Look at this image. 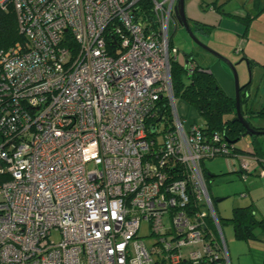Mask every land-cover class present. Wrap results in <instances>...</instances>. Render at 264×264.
<instances>
[{
    "label": "built area",
    "instance_id": "2783aa9c",
    "mask_svg": "<svg viewBox=\"0 0 264 264\" xmlns=\"http://www.w3.org/2000/svg\"><path fill=\"white\" fill-rule=\"evenodd\" d=\"M6 1L22 39L0 51V264H230L201 162L264 175V158L179 113L176 0H149L155 27L140 0Z\"/></svg>",
    "mask_w": 264,
    "mask_h": 264
},
{
    "label": "trees",
    "instance_id": "16d2710c",
    "mask_svg": "<svg viewBox=\"0 0 264 264\" xmlns=\"http://www.w3.org/2000/svg\"><path fill=\"white\" fill-rule=\"evenodd\" d=\"M139 3L142 5L143 16L149 21L152 27H155L149 0H140ZM246 20L249 22L251 18L247 17ZM187 22L191 30H200L206 34L211 31V27L209 26L201 25L188 19ZM176 25L177 23L175 21ZM21 39L22 37L18 32L15 11L12 4L6 1L3 5L0 4V51L5 50ZM107 43L110 45V43H113V40L109 39ZM172 46L173 43L170 37L169 47ZM184 59L187 60V64L192 63L194 65L191 71L188 70L187 64L184 66L183 62L180 64L177 59L170 61V81L174 98H178L188 107L196 111L198 118L201 119L200 125L207 135L218 133L228 144H233L232 141L236 139L238 141L245 132V129L235 120V99L226 95L212 73L206 68L197 65L193 61L190 53H185ZM184 79L186 82H184ZM246 89L244 87L240 91L241 113L253 128L264 130V106L253 108L252 104H248V96L246 97L245 95ZM157 107L163 116L167 117L169 115L167 100L164 96L158 100ZM251 118H254L255 121L253 122ZM258 137H250L252 153L256 155L255 157L264 158V149H262V144L258 141ZM234 152L239 154L241 151H238L234 147ZM201 170L208 190L210 178L214 177V175L209 174L202 167ZM254 214L251 205H246L234 207L229 218H220L218 215L217 217L220 226L226 221L231 222L236 238H250L254 237V227L259 226L264 229V217L256 220ZM207 224L211 227L209 221H207ZM200 264L211 263L201 262Z\"/></svg>",
    "mask_w": 264,
    "mask_h": 264
},
{
    "label": "rangeland",
    "instance_id": "374dc122",
    "mask_svg": "<svg viewBox=\"0 0 264 264\" xmlns=\"http://www.w3.org/2000/svg\"><path fill=\"white\" fill-rule=\"evenodd\" d=\"M236 0L232 1L234 4ZM8 2V1H7ZM226 8V7H225ZM171 30L173 33L171 34L172 43L177 49L176 58L178 62L181 64L184 60L183 53H190L193 61L202 67H207L209 64V60L214 59L222 64L225 71L230 76L231 83V94L235 97V86L234 79L231 73L230 68L222 61L209 54L201 47H199L188 35L183 27L179 24L176 26L171 25ZM257 30V32H255ZM195 37L202 42L204 45L208 46L212 50L216 51L213 40L215 39V34L213 31L206 34L200 30H192ZM250 32H254L252 34L257 33L259 37L264 38V19L256 20L252 24V28ZM258 51H261V48L256 47ZM220 54V53H219ZM228 58V57H226ZM232 62L234 57L228 58ZM236 73L238 77V82L240 86L246 87V92L248 93V104L254 105L252 98L257 96L255 107H257L258 103L264 102V69L255 68L247 64L244 61L239 62L236 66ZM261 69V70H260ZM184 82L186 80L184 79ZM178 104L179 113L184 115L185 117H190L193 111L189 108H186L182 105L178 98L175 99ZM261 100V102H260ZM254 101V100H253ZM244 105V104H243ZM188 110V111H186ZM166 119L161 121L158 126V131L162 130L166 124L171 123L172 115L169 113ZM253 122L255 119H251ZM198 123H201V119L197 118ZM264 138V135L260 136ZM249 136L241 137L238 141L233 143V146L238 151L250 152L252 148L249 147ZM232 158L225 156H215L211 159H205L201 162V167L208 172L209 174H213L214 177L210 178V184H208V191L213 200L215 211L220 218H229L231 211L234 207H240L243 205H247L250 202L254 204V210L264 211V187H262V181L257 177V173L254 175V169H251L250 172H247L244 176L240 174L238 170H235L231 164ZM233 161V160H232ZM253 173V174H252ZM251 174V175H250ZM204 179V178H203ZM252 182V185H250ZM255 184V185H254ZM244 195V196H241ZM218 199H220L218 201ZM164 223L166 225L169 224L168 215L164 216ZM222 232L227 248L228 257L230 260V264H233L232 255L229 252V236L230 231L232 230L231 224L227 221L222 223ZM138 234L145 238V243L150 244L153 239L148 237L149 229L147 221H142ZM54 238L56 235H52ZM232 240V239H231ZM233 241V240H232Z\"/></svg>",
    "mask_w": 264,
    "mask_h": 264
},
{
    "label": "crops",
    "instance_id": "0c3cea01",
    "mask_svg": "<svg viewBox=\"0 0 264 264\" xmlns=\"http://www.w3.org/2000/svg\"><path fill=\"white\" fill-rule=\"evenodd\" d=\"M232 1L184 0V13L188 20L211 27V31L215 34L213 42L218 53L228 58L234 57L233 61L245 58L252 69L259 67L264 69V38L259 37L257 33L252 34L254 32H250L254 21L264 19V0H236L234 4H232ZM247 17L251 18L249 22L246 20ZM258 46L261 48V51L256 49ZM205 68L212 73L226 95L234 98L231 94L230 76L222 64L217 60L211 59ZM256 98L257 96L252 98L251 101L254 105ZM180 102L184 107L193 111L190 117H185L184 115L182 117L187 120H197L196 111L188 107L184 102ZM254 105H252L253 108H260L264 106V102L258 103L257 107ZM260 136L262 135H259L258 141L262 144V149H264V138ZM249 147L252 148L250 141ZM239 155L256 156L252 151L247 153L241 151ZM253 169L254 175L257 173V177L264 184L261 165L258 164ZM250 185H252V182H250ZM247 205H251L256 220L264 217V211L257 210L259 213L257 214L252 202ZM228 223L231 224V222ZM253 234L254 237L250 238H236L232 227L228 246L233 258V264H264V229L256 226L253 228Z\"/></svg>",
    "mask_w": 264,
    "mask_h": 264
},
{
    "label": "water",
    "instance_id": "95a60500",
    "mask_svg": "<svg viewBox=\"0 0 264 264\" xmlns=\"http://www.w3.org/2000/svg\"><path fill=\"white\" fill-rule=\"evenodd\" d=\"M173 17H174L176 23L185 29V31L188 33L189 37L199 47H201L203 50H205L209 54L213 55L214 57H216L220 61L224 62L230 68L233 79H234V86H235V97H234V99H235V120L238 123H240L245 129V132L242 134V137L264 135V130H258V129L253 128L250 125V123L248 122V120L242 115L241 110H240V100H239L240 99V91L244 88V86L239 85L235 66L241 61H244L248 64V61L245 58H243V59L238 60L237 62H232L228 58H226L225 56L215 52L214 50H212L211 48H209L208 46H206L202 42H200L195 37L194 33L190 29L189 24L187 22V18H186L185 13H184V0H176L174 7H173ZM184 56H185V53H183V57ZM183 64H184V66H186V64H187L186 59L183 60ZM245 95L247 97L248 93L246 92ZM159 121H160V117L157 118V122H159ZM151 131H154V127L151 128ZM236 141H237V139L232 141V143H235ZM219 200L220 199H218V201Z\"/></svg>",
    "mask_w": 264,
    "mask_h": 264
}]
</instances>
